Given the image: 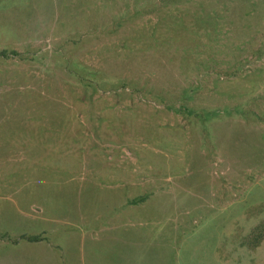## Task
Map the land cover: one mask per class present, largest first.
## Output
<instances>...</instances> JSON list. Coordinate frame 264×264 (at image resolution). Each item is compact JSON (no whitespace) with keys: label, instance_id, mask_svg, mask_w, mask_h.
Listing matches in <instances>:
<instances>
[{"label":"rangeland","instance_id":"374dc122","mask_svg":"<svg viewBox=\"0 0 264 264\" xmlns=\"http://www.w3.org/2000/svg\"><path fill=\"white\" fill-rule=\"evenodd\" d=\"M260 220L264 0H0V264H264Z\"/></svg>","mask_w":264,"mask_h":264},{"label":"trees","instance_id":"16d2710c","mask_svg":"<svg viewBox=\"0 0 264 264\" xmlns=\"http://www.w3.org/2000/svg\"><path fill=\"white\" fill-rule=\"evenodd\" d=\"M249 238L252 239L253 243L249 248H255L260 241L264 238V220H260L257 225L252 228L250 234L248 235ZM33 240V239H30Z\"/></svg>","mask_w":264,"mask_h":264}]
</instances>
